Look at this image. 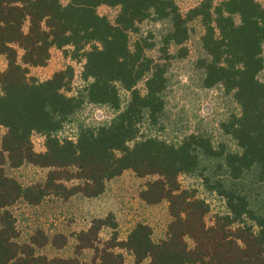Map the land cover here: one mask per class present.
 <instances>
[{
	"label": "trees",
	"instance_id": "1",
	"mask_svg": "<svg viewBox=\"0 0 264 264\" xmlns=\"http://www.w3.org/2000/svg\"><path fill=\"white\" fill-rule=\"evenodd\" d=\"M102 7L116 9L115 18L102 16ZM147 22L164 25L159 41L142 32ZM195 25L201 30L202 86L221 87L237 106L222 125L237 144L234 151L197 132L178 143L143 134L146 126L163 123L168 70L176 54L188 55ZM53 49L83 63V89L74 92L73 66L46 81L29 75L30 68L47 66ZM0 57L7 60V69L0 70V126L6 129L0 148V264H85L80 255L87 249L94 251L93 264H126L123 250L133 255V264H264L263 4L201 0L183 13L176 0H0ZM88 104L116 115L106 125L83 127L75 139L60 138L69 119ZM35 134L44 137V152L35 151ZM7 165L47 169V179L23 187L7 175ZM126 171L151 178L140 195L145 203L168 202L172 220L165 240L155 242L152 228L138 224L121 241L110 214L77 235L74 258L37 254L49 245L64 248L68 238L62 234L49 238L38 230L29 242L18 241L10 208L19 201L38 206L51 196L96 199ZM181 176H198L225 201L226 212L207 225L210 205L183 190ZM105 228L112 236L103 242Z\"/></svg>",
	"mask_w": 264,
	"mask_h": 264
},
{
	"label": "rangeland",
	"instance_id": "2",
	"mask_svg": "<svg viewBox=\"0 0 264 264\" xmlns=\"http://www.w3.org/2000/svg\"><path fill=\"white\" fill-rule=\"evenodd\" d=\"M201 0H176L181 11L187 13L199 5ZM222 1V0H220ZM264 5V0H257ZM70 0H63L67 5ZM102 16L114 19L117 10L102 7L99 10ZM28 25L26 26V30ZM164 25L147 22L142 26V32L153 34L155 41H159L164 32ZM201 30L195 25V30L190 42L186 45L188 55L181 58L176 54L168 70V88L165 92L166 109L163 123L160 127H149L143 130L144 136H157L169 143L180 142L187 134L201 133L210 137L216 147L224 145L228 150L237 149L236 142L225 135L222 125L229 117L236 113V104L232 98L221 88L206 89L202 86L203 72L198 68V60L201 56L199 39ZM20 59L22 51H19ZM151 55L157 57V51ZM83 63L73 61L66 52L53 49L51 58L45 67L30 68V76L39 81H46L59 71L68 66L75 68L74 92L83 89L85 83L82 79ZM7 69V60L0 57V70ZM140 88H144L143 84ZM126 101L128 94L122 92ZM116 112L109 107L85 105L74 117L69 119L65 128L59 134L60 138L75 139L81 129L87 126H102L111 122ZM6 129L0 126V148ZM36 152L45 151V139L40 134L33 136ZM9 177L16 179L23 187L45 183L48 170L33 165H24L20 168L5 167ZM151 178H139L132 171H126L122 176L108 182L106 192L96 198L87 199L77 195L66 200L51 196L38 206L29 205L21 200L10 208L17 220V227L21 233L18 240L27 243L38 231L42 230L49 238L62 234L68 238L67 245L57 249L49 245L37 250L38 255L49 258L60 257L64 259L74 258L77 245V235L87 231L92 222L98 218H106L112 214L115 216L118 228L117 233L121 241L127 239L130 232L138 225L145 224L153 230V240L163 241L167 238L168 226L171 223L169 204L163 201L157 205H149L141 199V193L145 190ZM180 184L183 190L195 191L197 196L210 205V213L206 217L207 225H211L218 213L226 212L225 201L217 194L208 191L203 181L198 176H181ZM112 236V230L105 228L100 238L103 242ZM192 245V243H191ZM126 264H133L134 257L128 251H121ZM94 251L87 249L82 252L80 259L85 264H93Z\"/></svg>",
	"mask_w": 264,
	"mask_h": 264
}]
</instances>
